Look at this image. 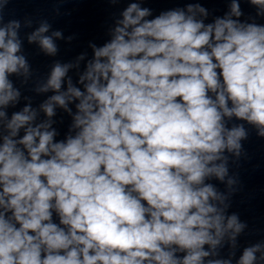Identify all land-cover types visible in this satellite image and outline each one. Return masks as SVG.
Segmentation results:
<instances>
[{
    "label": "clouds",
    "instance_id": "clouds-1",
    "mask_svg": "<svg viewBox=\"0 0 264 264\" xmlns=\"http://www.w3.org/2000/svg\"><path fill=\"white\" fill-rule=\"evenodd\" d=\"M9 2L0 0V264H264V243L236 255L247 223L227 214L240 181L225 154L241 156L245 123L264 138V0H222L228 11L208 23L200 3L154 15L133 0L108 42L89 43L82 72L86 53L55 62L34 88L51 92L39 111L23 96L11 115L22 98L12 77L23 86L33 72L21 22L4 20ZM241 3L255 16L242 19ZM49 27L27 39L55 56L62 34L44 35ZM57 108L72 117L63 139Z\"/></svg>",
    "mask_w": 264,
    "mask_h": 264
}]
</instances>
